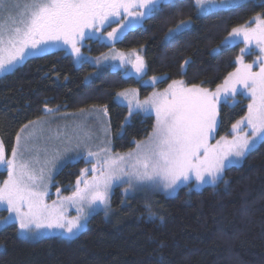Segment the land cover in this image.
<instances>
[{"label":"trees","instance_id":"1","mask_svg":"<svg viewBox=\"0 0 264 264\" xmlns=\"http://www.w3.org/2000/svg\"><path fill=\"white\" fill-rule=\"evenodd\" d=\"M173 4H162L114 44L91 40L90 54L137 49L145 61V78H162L158 88L183 79L215 89L235 70L243 48L241 42L223 41L233 27L250 23L257 14L264 16V0H247L241 7L204 15H198L193 0H173ZM189 19V29L166 40L169 29ZM257 55H245L246 61ZM185 60L191 61L186 74L181 69ZM131 88L145 97L155 87L121 69L91 62L77 65L65 51L28 58L0 76V138L11 152L16 133L29 121L42 118L45 105L66 112L106 105L114 150L128 152L135 142L148 138L155 124L153 115L141 113L125 122L129 109L116 94ZM248 103L241 96L235 105H222L219 137L230 133ZM85 166L84 160L65 165L54 178V188L71 193ZM5 178V172L0 173V181ZM223 180L201 190L183 186L175 196L152 191L124 197L122 187H117L112 211L107 216L93 214L88 227L71 239H21L18 224H9L0 230V264H264V144L242 165L226 169Z\"/></svg>","mask_w":264,"mask_h":264},{"label":"snow or ice","instance_id":"2","mask_svg":"<svg viewBox=\"0 0 264 264\" xmlns=\"http://www.w3.org/2000/svg\"><path fill=\"white\" fill-rule=\"evenodd\" d=\"M244 2L193 0V6L198 15H204L214 10H232ZM162 4L174 6L173 0H15V3L0 0V10L7 13L6 18L0 19V74L14 71L26 57L46 53L49 47L58 51L66 49L77 62H84L83 41L95 38L105 25L115 22L118 27L106 33L114 44ZM190 27V19L181 20L168 30L165 38L172 40ZM238 41L244 47L236 57L237 67L215 90L174 79L167 88L153 91L142 101L137 98V89L116 94L118 100L127 102L129 116L135 112L155 114L152 132L147 140L135 142L134 150L113 155L109 140L93 151L88 143L91 133L84 130V125L78 126L82 134L75 135V149L83 147L86 154L81 158L92 167L81 169L70 196H60L57 188V199L51 203L46 199L53 179L52 169L63 153L72 150L68 145L73 144V137L61 141L65 144L62 150L49 149L47 145L40 147L46 122L38 119L29 121L16 133L10 156L0 140V169L7 172V179L0 184V208L8 212L0 223L18 224L17 235L21 239H35L41 229H61L71 239L96 208L103 206L107 216L114 183H126L128 188L140 185L171 194L192 180L197 189L222 181L226 169L242 165L252 151L264 144V16L257 14L250 23L233 27L223 43L232 45ZM252 49L259 55L252 63H245L244 56ZM103 59L108 60L109 56ZM111 59L119 60L122 66L130 64L135 74L143 78L145 61L135 49L127 55L116 52ZM96 62H100L99 57ZM190 63L184 61L182 73L186 74ZM254 66L258 70H253ZM159 79L162 78L152 76L145 83L155 85ZM237 95L249 99L245 115L231 125V138L221 136L211 143L220 125V104L228 100L235 104ZM45 111L50 115L54 112L47 105ZM99 112L107 116V106ZM103 131L107 133L108 128L104 127ZM51 139L52 136L47 137ZM80 155L78 151L77 156ZM89 172L92 175L86 178ZM71 206L76 208L74 217L67 215Z\"/></svg>","mask_w":264,"mask_h":264},{"label":"rangeland","instance_id":"3","mask_svg":"<svg viewBox=\"0 0 264 264\" xmlns=\"http://www.w3.org/2000/svg\"><path fill=\"white\" fill-rule=\"evenodd\" d=\"M245 1H247V0H245ZM10 2L15 3V0H10ZM6 16H7V13L4 12L3 10H0V19H4V18H6ZM120 20L122 22L123 21V17H121ZM143 21H142V23H143ZM108 26H110V28L107 31H105V29ZM137 26H139V25H137ZM115 27H118V23L114 22V23H112L110 25H105L104 29L101 30V33H97L95 38H98V39H100V40H102L104 42H107V43H112V42H110L107 39L106 33L108 31H111L112 28H115ZM85 43L83 42L82 46H81V52L86 57L85 61H89L92 64H95V65H97V66H99L101 68L107 66V67H111L112 69H116V68L117 69H121L124 72L125 75H127V76H135L140 81H142L145 86L155 87L147 96H149L153 91H162L163 89L167 88L168 84H166V86L164 88H161V89L157 87V85H158V83H159V81L161 79H159L155 85H152L150 83H145L146 81L150 80V78H145V74L143 75V78L141 79V77H139V76H137L135 74V72L132 69L130 64L122 66V65H120L119 60H112L111 59V56L114 53H116V52H123V53H125L127 55L128 53H130L134 49L129 50V51H124V50H118V49H115V48H111V50H109L108 52H105V53H103L101 55H98V56H93L91 54L84 53L82 48H83V45H85ZM237 43H239V41ZM61 47H63V46H61ZM243 47H244V44H243ZM54 50H56V47H49L47 49V52H51V51H54ZM135 50H136L137 53H139L140 55L143 56V54H142V52L140 50H137V49H135ZM65 52H67L66 49H65ZM251 52H257L258 53V51L256 49H252ZM43 54H45V53L28 56L19 65H21L23 62H25L28 58H31V57H34V56H40V55H43ZM105 55L109 56L108 60L103 59V57ZM258 55H259V53H258ZM98 57L100 58V62L99 63L96 62ZM73 58H74V61H75V63L77 65H80V64L83 63V62H77V60H76V58L74 56H73ZM133 59H134V57H133ZM244 62L245 63H252V62L246 61L245 56H244ZM19 65H17L16 68ZM253 70H258V66H254ZM2 75H4V74H0V76H2ZM131 89H137V88H131ZM137 90H138L137 98L139 100L142 101L145 97H147V96L144 97L139 89H137ZM212 90H215V89H212ZM241 96L243 98H247L246 96H243V95H237L234 98L235 104H237L239 102V100L241 99ZM118 101L120 103H122L123 105L127 106V102L126 101H123V102L120 101V100H118ZM223 104H225V103H221L220 106H219V121H220V111H221V107H222ZM227 104L235 105V104H233V100H228ZM53 110H54L53 114L50 115V114H48L46 112V114L42 118H40V119L44 120L46 123L44 125V129H45L44 130V135H43V137L41 138V140L39 142V146L40 147H44L45 145H47L49 147V149L60 148L62 150L65 147V144H62L61 141H66L67 137H69V136L73 137V144L68 145L72 150H70V151H68L66 153H63L61 160L57 161L56 167L52 169V173L51 174H52V178L53 179H52V182H51V184L49 186V189H48L49 195L46 198L48 203H51L53 200L57 199V192H56L57 188L56 189L54 188V178H55L56 174L65 165H67L68 163H71V162L76 163L78 160H84L83 158H81L83 155L86 154L84 152L83 147H81L80 149H75V146H74L75 135L77 133L82 134V132L80 131V128L78 126L84 125L85 126L84 130H86V131L91 133V137L92 138H91V140L88 143H89V146L92 148L93 151L98 150V147L105 146V144H107V142L109 140H110L111 143L108 146L111 148L113 155H115V154L123 155V154L128 153V152H130V151L135 149L134 148V149H132V150H130L128 152H124V153L115 152L114 147H113V142H112V134L113 133L111 132V130H112L111 129L112 128L111 127V120L112 119H111V116H110L109 113H108L107 116H103V114L99 112V109H96V108H92L90 110L84 111L83 113H81V111L66 112V111H61V110H58V109H53ZM135 113L145 114L143 112H135ZM149 115H153L155 117L154 113L149 114ZM132 116L128 115L127 122L130 121ZM104 127L108 128V132L107 133H105L103 131ZM219 128H220V125H219V127H218V129H217V131H216V133L214 135V139L210 141L211 143H215L216 140L220 139V137L218 136ZM57 133L60 134L59 138H56V134ZM231 135H232V132L230 131V133L228 135H224V136L228 137V138H231ZM48 136H52L53 139L47 140ZM0 140H1V138H0ZM145 140H147V138L142 140V141H145ZM78 151L81 153L80 156H77V152ZM10 154H11V152L7 151V155L10 156ZM69 158H72V159L69 160ZM85 163H86V166L84 168L91 169L92 164L88 163L86 161H85ZM3 172H5V174H6V178L5 179H7V172L2 170V169H0V173H3ZM225 173H226V170H225ZM225 173H224V177H225ZM91 175H92L91 172H89L88 177H86V178H90ZM3 181H0V184H2ZM194 183H195L194 180L186 182V183H183L174 192H172L171 194L165 193L163 190H159V191L163 192L164 194H166L168 196H175L178 193V191L180 190V188L183 187V186H189L191 189L201 190L204 187L210 185V184L203 185L199 189H197V188L193 187ZM117 187H122L124 197L130 196V195H134L136 193H148V192H152L153 191V190H151V189H149L147 187L140 186V185H135L132 188H128V185L126 183H119V182L114 183L113 188H112V190L110 192V202H109V206H108V209H107V214H109L112 211V198H113V195H114L115 190L117 189ZM59 188H60V194H59L60 196H70L72 194L74 188H75V185L73 186V188H71L72 190H71V193H69V194L63 193V188L62 187H59ZM126 188H128L127 193H125V189ZM3 211H5V210L3 208H0V222L3 221L4 217L8 216V212H7V214H4ZM97 212H105L104 207L100 206V207L96 208L94 211H92L88 215L87 220L84 222V226L81 228L80 232L76 236H78L80 233H82L88 227L90 218L92 217L93 214H95ZM67 215L69 217H74V216L77 215L75 206L68 207ZM5 226H7V225H4L3 223H0V230L2 228H4ZM51 236H63V237L68 238L67 235L61 229H51V230L50 229H41L40 230V234L35 239H29V240L36 241V240L42 239L44 237H51ZM1 248L2 247L0 246V249Z\"/></svg>","mask_w":264,"mask_h":264},{"label":"flooded vegetation","instance_id":"4","mask_svg":"<svg viewBox=\"0 0 264 264\" xmlns=\"http://www.w3.org/2000/svg\"><path fill=\"white\" fill-rule=\"evenodd\" d=\"M109 27L110 26H108L106 29H105V31H107L108 29H109ZM91 40H100V39H98V38H93V39H87V40H85V41H83L84 43H85V45H83V51H84V53H87V54H90V50H91V46L89 45V43L91 42ZM101 42H104V41H102V40H100ZM104 43H106V45H111L112 43H107V42H104ZM82 46V45H81ZM57 50V49H56ZM65 51V50H64ZM67 53V52H66ZM69 54V53H68ZM84 62H89V61H84ZM83 62V63H84Z\"/></svg>","mask_w":264,"mask_h":264}]
</instances>
